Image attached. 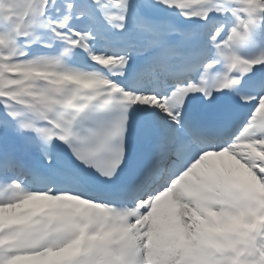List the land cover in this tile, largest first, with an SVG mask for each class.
Listing matches in <instances>:
<instances>
[{
	"label": "snow or ice",
	"instance_id": "snow-or-ice-1",
	"mask_svg": "<svg viewBox=\"0 0 264 264\" xmlns=\"http://www.w3.org/2000/svg\"><path fill=\"white\" fill-rule=\"evenodd\" d=\"M0 264H264V0H0Z\"/></svg>",
	"mask_w": 264,
	"mask_h": 264
}]
</instances>
